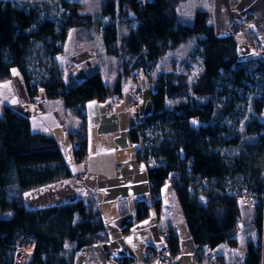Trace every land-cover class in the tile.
<instances>
[{
	"label": "trees",
	"instance_id": "16d2710c",
	"mask_svg": "<svg viewBox=\"0 0 264 264\" xmlns=\"http://www.w3.org/2000/svg\"><path fill=\"white\" fill-rule=\"evenodd\" d=\"M187 1L106 0L100 12L105 19L100 22L103 51L109 58L126 61L124 73L104 91L120 95L123 85L136 80V74L157 82L156 92L150 95L152 113L145 117L151 137L144 138L145 152L137 154L140 164H148L151 194L166 184L171 186L198 264H258V247L251 242L246 244L242 262L235 254L219 249H235L238 224L245 223L244 207L230 193L240 187L264 191V139H259L263 145L258 167L231 160L217 151L236 145L238 136L231 137L218 125L234 105L218 107L212 97L227 76H232L236 84L248 81L251 71L264 77V61L253 62V70L239 62L235 36L217 37L207 11L181 17L179 7ZM78 10L79 4L64 0H60L57 15L48 3L0 0V85L17 71L30 102L36 101L42 91L46 99H60L66 107H73L80 125L69 139L72 146L78 144L72 149L74 161L82 163L87 156L85 106L98 92L87 79L76 82L71 75L63 78L55 63L71 31L82 39L96 26L91 16ZM129 16L136 28L121 35L117 19ZM191 43L202 60L191 79L182 71L157 73L162 59ZM184 64L182 60L180 66ZM255 108L261 113L264 101ZM158 110L163 113L155 115ZM254 126L256 134L264 132V122L255 120ZM131 140L138 142L134 129ZM149 157L151 164L146 161ZM70 180L71 169L57 142L32 133L26 117L4 108L0 119V213L13 214L0 220V264H14L15 243L26 233L32 252L28 264H77L81 251H92L94 245L107 241L93 202L78 200L36 210L26 208L25 193ZM150 207L157 208L158 201L151 206L139 204L136 221L144 219ZM257 224L261 229L260 217ZM168 243L173 257L178 251L175 234L170 233ZM128 263L126 259L119 262Z\"/></svg>",
	"mask_w": 264,
	"mask_h": 264
},
{
	"label": "crops",
	"instance_id": "0c3cea01",
	"mask_svg": "<svg viewBox=\"0 0 264 264\" xmlns=\"http://www.w3.org/2000/svg\"><path fill=\"white\" fill-rule=\"evenodd\" d=\"M206 2L207 8L203 11L209 13L215 35L221 38L235 36L238 61H264V0ZM196 12H190L189 18ZM70 35L71 32L68 38ZM68 38L64 46L68 43ZM77 41L83 42L81 45L85 48H79L71 55L63 51L60 56L55 57V61L61 57L56 64L62 71L63 78L71 75L76 82L87 79L98 92L97 97L85 106L87 156L84 162L76 163L72 154L73 146L69 136L76 133L80 125L73 107H66L60 99L49 100L46 97L44 100L38 98L30 102L17 71H13L10 80L0 85V119L3 109L11 108L28 119L32 133L53 138L71 169L73 180L83 168L88 170L82 187H74L69 181H61L25 193L26 208L36 210L78 200L94 203L101 216L107 241L94 245L92 251H81L77 264H101L104 261L107 264H119L123 259L128 264H164L156 259L160 249L166 245L169 247V243L161 239L164 231L175 234L178 238V251L173 254L177 264H198L195 246L169 184L166 185L171 190L166 189L165 185L159 191L158 207H150L144 219H135L139 204L151 206L153 203L147 169L137 160L138 147L131 140V130L151 114L152 101L151 94L146 92L140 112L135 114L129 111L127 99L136 83L145 86L148 80L144 77L141 79L142 76L138 75L136 80L126 83L128 89L124 95L123 90L120 95L105 94V87L112 85L117 79L118 70L111 75L109 69H102L104 63L97 64L98 58L93 59L92 54H88V49L93 46V39L88 34L85 33ZM104 57V62H109L106 54ZM12 214V211L1 212L0 220L9 219ZM129 223L131 226L124 231Z\"/></svg>",
	"mask_w": 264,
	"mask_h": 264
},
{
	"label": "rangeland",
	"instance_id": "374dc122",
	"mask_svg": "<svg viewBox=\"0 0 264 264\" xmlns=\"http://www.w3.org/2000/svg\"><path fill=\"white\" fill-rule=\"evenodd\" d=\"M10 1L15 4L22 2H36V3H48L52 7V11L55 15L58 14L60 10V0H4ZM68 2H74L79 4V13L81 15H89L93 18L96 23L95 29L89 32V36L93 39V46L88 49V54H92V58H98V62L103 64L101 67L104 70L109 69L111 75L113 71L118 70L117 75L124 73V64L126 60L119 61L115 58H109V62H104V51L101 43V27L100 22L105 20L101 17V9L106 2V0H64ZM207 8L206 0H188L186 4H182L179 7V15L181 17H190V12L193 13L197 10H205ZM118 27L121 35H127L136 27V22H134L131 16L126 18H118ZM87 34V32H86ZM85 34L83 35V37ZM79 33L71 31V35L68 38V43L63 46V51L67 55H71L73 52L79 50L83 47V42H78ZM58 57L55 63L60 62ZM185 60V64L181 67L180 62ZM201 58L198 54V49L195 47L194 43L187 46L181 47L178 51L170 53L164 59L161 60L158 66L157 73H167V72H179L182 71L188 75L191 79L200 70ZM109 63V64H108ZM123 63V64H122ZM96 64V63H95ZM244 66L253 70V63H243ZM252 64V65H251ZM95 69V67H93ZM93 69V70H94ZM103 76V75H102ZM136 74L135 77H137ZM113 77V76H112ZM143 79V77H141ZM144 82V80H142ZM147 82V81H146ZM139 85V84H135ZM128 85L125 83L122 87L123 95L127 92ZM213 103L218 107H227L229 105H234L232 111L224 115L220 120L219 126L224 129L231 137L238 136V143L228 150L217 149V151L223 153L225 157L231 160H240V162L247 165L258 167L261 162L260 149L262 148V141L259 139H264V132L256 134L254 132L255 126L254 121L258 120L264 122V109L261 113L256 112L257 105L263 103L264 101V77L251 71L249 74V80H241L236 84L232 76H227V80L221 82V85L216 88L215 94L212 97ZM263 169V168H262ZM166 189H170L169 185H166ZM256 210L252 208H242V215L244 222H248L254 215ZM250 242L242 238H237V247L233 250H229L227 247H221L219 250L229 251L235 254L238 259L242 262L246 257V244ZM30 248V247H29Z\"/></svg>",
	"mask_w": 264,
	"mask_h": 264
},
{
	"label": "built area",
	"instance_id": "2783aa9c",
	"mask_svg": "<svg viewBox=\"0 0 264 264\" xmlns=\"http://www.w3.org/2000/svg\"><path fill=\"white\" fill-rule=\"evenodd\" d=\"M157 86L158 85L155 80H148L145 86H140V85L134 86L133 92L129 95L127 99L129 111L138 114L140 112L141 102L144 99V94L146 92L151 95L154 94L157 90ZM162 113H163L162 110H158L155 112V115H161ZM133 129L138 141L136 144L138 147L137 151L139 154H143L146 149L145 142L143 141L144 138L148 139L149 137H151V129L149 128V124L147 123L145 118H143L142 121L136 124ZM73 146L76 148L78 147V144L75 143ZM146 161L150 162L149 164H151L152 158L149 157L148 159H146ZM147 165L148 164H144V167H146ZM87 175H88V170L86 168H83V170L74 179V183L78 187H82L85 184ZM230 194H231L230 196L234 197L235 201L239 203L242 207L252 208L256 210V214L250 220H248V222L246 223L240 222L238 224L236 238H242L244 240H248L252 244L256 245L259 251L258 264H264V191L258 193L252 189H248L246 187H240ZM159 199H160L159 192H154L153 194H151L152 203L159 201ZM259 217L261 219V229L260 227H258L257 224V219ZM169 238H170V233L168 231H164L161 234L162 241L168 243ZM30 244H31V240L27 233L23 234L16 241L14 264H28L31 261L32 252H31ZM156 259L162 261L164 264H177L174 261L173 257L171 256L169 247L167 245L157 252ZM101 264H107V263L104 261L101 262Z\"/></svg>",
	"mask_w": 264,
	"mask_h": 264
},
{
	"label": "water",
	"instance_id": "95a60500",
	"mask_svg": "<svg viewBox=\"0 0 264 264\" xmlns=\"http://www.w3.org/2000/svg\"><path fill=\"white\" fill-rule=\"evenodd\" d=\"M40 100H44L45 99V96H44V93L43 92H41L40 93ZM74 187H76L77 185L74 183V180L72 179V180H70L69 181Z\"/></svg>",
	"mask_w": 264,
	"mask_h": 264
}]
</instances>
